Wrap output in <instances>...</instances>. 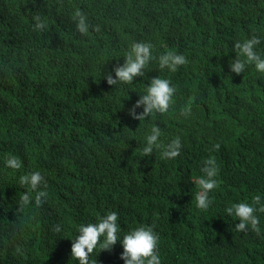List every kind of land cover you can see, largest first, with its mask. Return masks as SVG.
Masks as SVG:
<instances>
[{
    "label": "trees",
    "instance_id": "obj_1",
    "mask_svg": "<svg viewBox=\"0 0 264 264\" xmlns=\"http://www.w3.org/2000/svg\"><path fill=\"white\" fill-rule=\"evenodd\" d=\"M76 11L87 34L76 30ZM37 14L46 29L34 30ZM252 35L264 58V0H0V264H78L71 247L79 226L112 211L121 239L153 226L161 264H264V213H256L259 235L237 231L225 213L256 195L264 204V73L229 67L234 43ZM140 41L154 57L175 52L187 63L170 72L153 59L144 77L108 85L106 75L115 78ZM157 77L176 88L168 112L132 119ZM185 108L190 115L180 114ZM154 126L165 146L180 137V156L166 160L157 149L144 157ZM9 156L19 169L5 166ZM209 157L219 173L202 211L195 182ZM37 171L48 195L36 205L32 193L20 211L30 189L19 179ZM100 251L90 264H124L119 240Z\"/></svg>",
    "mask_w": 264,
    "mask_h": 264
},
{
    "label": "clouds",
    "instance_id": "obj_2",
    "mask_svg": "<svg viewBox=\"0 0 264 264\" xmlns=\"http://www.w3.org/2000/svg\"><path fill=\"white\" fill-rule=\"evenodd\" d=\"M73 19L76 22V30L80 34H87L90 25L88 24L86 15L81 11H76ZM35 21L34 30H44L47 25L42 17L37 14L33 16ZM99 32V26L94 28ZM261 44L260 38L252 35L249 39L234 43V51L236 59L231 61L230 71L239 75L245 72L248 66L254 65L255 70L264 73V58L256 51L257 46ZM153 59L158 60L161 70L167 69L170 72H176L180 66L187 63V59L183 54L175 52H167L154 57L152 54V45L147 42H135L132 44L130 51L124 58L125 62L122 66L113 69L115 78L111 73L106 75L108 85L117 86L121 84L133 83L134 78L144 77L145 68ZM176 88L171 86L168 79L160 77L153 78L148 87L146 94L141 95L135 105L129 110L128 115L138 121L146 120L153 114H165L170 108V104ZM143 108L142 113L137 114L136 110ZM182 116L191 114L190 108H185L180 113ZM162 135L159 127L151 128V134L146 137V144L142 148L144 157L151 156L155 150L163 149L161 157L163 159H175L181 155L182 143L180 137L171 140L166 146L158 142V138ZM220 144H214L212 151H218ZM7 168L16 170L21 167V161L15 156H9L6 160ZM201 177L195 182L199 191L195 195L196 207L202 211L209 209L212 201L209 193L217 187L216 177L219 173L217 161L214 157H209L203 161L200 169ZM21 186H27L30 191L24 193L19 200L18 210L22 211L32 201V193H35L36 205L45 202L47 191L39 190L41 186L47 188V183L40 172L23 175L19 179ZM259 205V207H257ZM257 212L264 213V204L261 203V197L256 195L252 198L251 204L248 202L234 203L225 209L228 216H235L239 221L235 225L236 230L247 232L249 229L260 234V219L256 215ZM118 214L112 211L101 217L97 223H89L80 225L78 235L72 240L71 260L78 261V264H90V256L99 246L101 251H110L112 247L120 241L123 247V253L120 257L124 264H161L158 253V244L160 236L154 231L153 226H140L128 232L123 238L118 237ZM56 232L61 231V227H55ZM19 251V249H17ZM100 251V252H101ZM91 264H97L96 260Z\"/></svg>",
    "mask_w": 264,
    "mask_h": 264
}]
</instances>
